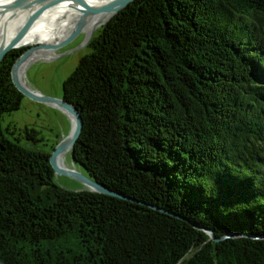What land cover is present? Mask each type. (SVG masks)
Returning <instances> with one entry per match:
<instances>
[{
  "label": "trees",
  "instance_id": "16d2710c",
  "mask_svg": "<svg viewBox=\"0 0 264 264\" xmlns=\"http://www.w3.org/2000/svg\"><path fill=\"white\" fill-rule=\"evenodd\" d=\"M87 47L62 85L82 120L75 165L216 238L243 236L213 242L63 188L47 153L0 127V264H264V0H133ZM23 51L0 61V121L20 106L10 70Z\"/></svg>",
  "mask_w": 264,
  "mask_h": 264
},
{
  "label": "water",
  "instance_id": "95a60500",
  "mask_svg": "<svg viewBox=\"0 0 264 264\" xmlns=\"http://www.w3.org/2000/svg\"><path fill=\"white\" fill-rule=\"evenodd\" d=\"M133 0H108V1H100V0H12L8 1L0 6V14L6 12H28L25 20L20 25L17 33L15 36L9 41L8 43L0 46V61L4 58V56L15 49L24 48V51L18 56V58L13 63L10 76L11 81L15 89L24 97L29 98L32 101L39 102L51 106L60 112H62L69 122V131L67 135L54 147L52 150L48 162L50 167L53 170L54 176L63 175L69 178H72L78 182H80L84 186V190H89L91 192L108 195L112 197H116L121 200H126L132 203H136L139 205L146 206L152 210L167 214L169 216L175 217L179 220L185 221L194 229H197L203 232L207 238L213 242H219L226 239H235L238 237H242L243 235L233 233V232H226L222 237L216 238L213 231L210 229H206L203 227H199L182 217L168 212L164 209L157 208L156 206H152L141 201L135 200L133 198H129L124 196L120 193H117L101 184L96 183L95 181L91 180L89 177L85 176L84 174L77 171L75 168V163L72 159V149L73 146L78 139L81 127H82V120L80 114L75 106L71 103L65 101L63 98H53L47 97L42 94H39L32 89H30L25 83H23L17 73L19 66L37 49L39 48H52L53 50L57 49L70 39H72L75 35L82 32L85 26L86 20L93 14L96 13H106L109 14V21L114 15H116L119 11L124 9L129 3ZM71 2H79L81 7L79 8V12L76 16L74 26L68 36L63 40L59 41L53 45H23L21 41L27 35L29 29L32 26L33 21L37 18L40 14L45 12L48 8L54 7L56 5H62L64 3H71ZM106 21V22H107ZM104 23H100L96 26V28L101 27ZM95 28V29H96ZM93 29L89 36L86 37L84 44L88 42L93 34ZM70 116L74 119V125L70 120ZM70 156L72 167L66 168L64 166L59 165L58 158L59 156H63V159L67 156ZM261 237H254V239H258Z\"/></svg>",
  "mask_w": 264,
  "mask_h": 264
},
{
  "label": "rangeland",
  "instance_id": "374dc122",
  "mask_svg": "<svg viewBox=\"0 0 264 264\" xmlns=\"http://www.w3.org/2000/svg\"><path fill=\"white\" fill-rule=\"evenodd\" d=\"M98 28L93 31L92 36ZM85 39V33L80 32L57 49L52 50L49 59L37 58L29 61L20 78L33 91L52 97L62 96L63 82L76 68L80 58L90 52L87 47L89 41L84 44ZM51 112V110L49 113L41 111L36 102L22 96L19 109L4 114L0 121V127L10 139L18 138L23 143L27 142L41 150L48 151L69 131L68 119L53 115ZM25 129L37 132L36 138L39 141H26ZM59 165L66 168L72 167L70 156L68 155L64 159L61 156ZM75 168L80 173L83 172L79 166H75ZM54 180L68 190H84V186L80 182L67 176L58 175L54 177Z\"/></svg>",
  "mask_w": 264,
  "mask_h": 264
},
{
  "label": "bare ground",
  "instance_id": "6f19581e",
  "mask_svg": "<svg viewBox=\"0 0 264 264\" xmlns=\"http://www.w3.org/2000/svg\"><path fill=\"white\" fill-rule=\"evenodd\" d=\"M8 1L12 0H0V6ZM80 7L81 4L79 2H71L48 8L45 12L35 18L27 35L21 41V44L53 45L63 40L72 30ZM27 15L28 12H6L0 14V46L11 41ZM108 19L109 14L106 13H96L91 15L86 20L85 26L83 28V33H85L86 37H88L93 28L95 29L98 24L104 23ZM52 50V48L42 47L35 50L19 66L17 70L19 78L21 77V74L29 61L37 58L49 59ZM20 80L22 81L21 78ZM70 120L74 125V119L72 116H70ZM60 157L61 156H59V158Z\"/></svg>",
  "mask_w": 264,
  "mask_h": 264
},
{
  "label": "flooded vegetation",
  "instance_id": "af4514ba",
  "mask_svg": "<svg viewBox=\"0 0 264 264\" xmlns=\"http://www.w3.org/2000/svg\"><path fill=\"white\" fill-rule=\"evenodd\" d=\"M35 92H37V91H35ZM37 93H39V92H37ZM39 94H41V93H39ZM43 95V94H42ZM44 96H47V97H52V96H49V95H44ZM53 98H62V96H60V97H53ZM35 102V101H34ZM37 104H38V106H39V108H40V110L41 111H43V112H46V113H49V110H51L52 112V114L53 115H58V116H60V117H63V118H66V116L62 113V112H60L59 110H57V109H55V108H53V107H51V106H48V105H46V104H43V103H39V102H36ZM46 107V108H45ZM67 119V118H66ZM36 133V135H37V132H35ZM33 141H39L37 138H35V139H33ZM61 141V140H60ZM59 141V142H60ZM58 142V143H59ZM58 143H55V144H53L50 148H49V150L48 151H44V150H41V149H39L37 146H35V145H33V144H31L32 146H34V147H37V149H39V150H41V151H43V152H45V153H47L48 154V159H49V156H50V154H51V152H52V150L54 149V147L58 144ZM65 167V166H64Z\"/></svg>",
  "mask_w": 264,
  "mask_h": 264
}]
</instances>
